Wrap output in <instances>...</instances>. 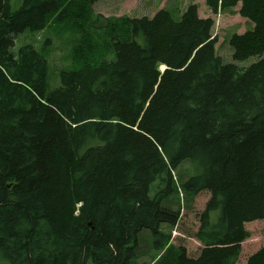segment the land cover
<instances>
[{"label": "trees", "instance_id": "trees-1", "mask_svg": "<svg viewBox=\"0 0 264 264\" xmlns=\"http://www.w3.org/2000/svg\"><path fill=\"white\" fill-rule=\"evenodd\" d=\"M67 1L14 11L0 0V264H132L144 230L163 252L154 264H238L246 224L264 220V0H206L250 24L230 39L248 66L218 56L197 5L178 19L104 18L95 0ZM64 5L84 21L80 66L50 89L42 53L12 50ZM187 162L192 174L175 177ZM178 185L188 201L211 194L197 258L161 231L180 221V207L162 204L175 194L180 205ZM247 264H264V247Z\"/></svg>", "mask_w": 264, "mask_h": 264}, {"label": "rangeland", "instance_id": "rangeland-1", "mask_svg": "<svg viewBox=\"0 0 264 264\" xmlns=\"http://www.w3.org/2000/svg\"><path fill=\"white\" fill-rule=\"evenodd\" d=\"M10 1L12 9L17 11L21 8L24 0ZM67 3L73 2L68 0ZM190 5L198 6L201 18L209 17L214 20L213 36L217 40L215 48L218 56L225 63H234L239 66H248L253 63V61L239 63L233 60V49L230 45L231 37L235 34H244L250 28L247 20L239 16V8H236L234 13L213 15L205 0H95L90 4V9L94 17L102 16L104 18H152L159 10L167 9L174 18L178 19ZM66 6L64 5L61 11H66L63 13V19L58 16V18L55 17L50 21L47 28L41 32H25L18 35L12 50L16 54L21 47L31 45L42 53L48 62L47 82L50 89L61 85V71L79 68L80 66V64L73 62L71 53L79 40L76 28L80 24H84V21L81 20V15H74L77 17L76 20L69 18L68 14L72 13V9ZM97 31L99 33L100 29ZM93 36L97 37L94 34ZM191 171L192 167L187 162L177 172L175 171L174 175L175 177H179V175L187 177L192 174ZM155 186L156 183L153 187ZM178 195L180 205L179 202L176 204L177 197L175 194L172 196L171 202L164 200L162 204L168 206V203H170L176 210H179L180 207V221L175 228L163 225L161 231L171 235L170 245L179 250L185 249L190 257L197 258L202 245L195 239V235L199 231L200 216L204 212L211 194L204 191L192 201H188L187 196L184 195L178 185ZM245 228L250 232V238L242 243V254L238 264H247L249 258L264 247V220L248 223ZM136 242L137 258L132 264H154L157 261L156 259L159 258L160 249L155 244L153 233L149 230L142 231L138 234Z\"/></svg>", "mask_w": 264, "mask_h": 264}, {"label": "bare ground", "instance_id": "bare-ground-1", "mask_svg": "<svg viewBox=\"0 0 264 264\" xmlns=\"http://www.w3.org/2000/svg\"><path fill=\"white\" fill-rule=\"evenodd\" d=\"M72 7V6H71ZM68 8V7H67ZM64 12H66V11H64ZM58 16H59V14H58ZM61 18H63V17H61ZM59 23V22H58ZM10 47V46H9ZM167 68V67H166ZM81 70V69H80ZM158 200V199H157Z\"/></svg>", "mask_w": 264, "mask_h": 264}, {"label": "crops", "instance_id": "crops-1", "mask_svg": "<svg viewBox=\"0 0 264 264\" xmlns=\"http://www.w3.org/2000/svg\"><path fill=\"white\" fill-rule=\"evenodd\" d=\"M205 18H208V17H205Z\"/></svg>", "mask_w": 264, "mask_h": 264}]
</instances>
